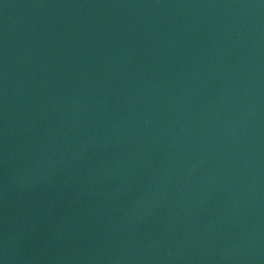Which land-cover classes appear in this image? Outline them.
Returning a JSON list of instances; mask_svg holds the SVG:
<instances>
[{"label": "water", "instance_id": "water-1", "mask_svg": "<svg viewBox=\"0 0 264 264\" xmlns=\"http://www.w3.org/2000/svg\"><path fill=\"white\" fill-rule=\"evenodd\" d=\"M0 264H264V0H0Z\"/></svg>", "mask_w": 264, "mask_h": 264}]
</instances>
